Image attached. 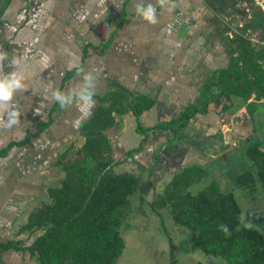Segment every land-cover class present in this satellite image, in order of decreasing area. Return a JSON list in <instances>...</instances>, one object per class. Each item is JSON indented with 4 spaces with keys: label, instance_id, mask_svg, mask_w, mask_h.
<instances>
[{
    "label": "crops",
    "instance_id": "0c3cea01",
    "mask_svg": "<svg viewBox=\"0 0 264 264\" xmlns=\"http://www.w3.org/2000/svg\"><path fill=\"white\" fill-rule=\"evenodd\" d=\"M224 1L167 0L161 6L158 0H0V52L6 55L0 62V78L12 71L25 77L24 90L16 93L12 107L0 109V153L7 149L0 157V247L24 237L18 234L21 235L20 227L27 222L28 215L48 201L49 187L59 185L63 174L56 161L61 149L66 143L79 146V126L92 115L97 104L91 98L89 103L94 104L90 111L82 112V92L103 95L122 87L153 96L156 107L139 119L143 128L176 117L196 101L199 74L223 63L225 49L220 35L233 34L223 32L211 16L212 9L223 11L227 7ZM149 4L157 12L155 24L143 19L136 10L138 5L146 8ZM123 11L127 17L113 34ZM109 38L112 44L106 53L89 49L90 56L82 57L81 50L87 44L99 46ZM204 56L213 61L209 65L201 63V68L191 62L192 57ZM13 60L19 63L12 64ZM74 69L78 72L64 80L66 73ZM57 91L65 97L64 106L54 97ZM66 96L79 97L68 102ZM250 102H254L253 98ZM242 106L235 115L238 122L225 129L229 131V140L233 134L237 138L250 134L242 130V122H248L252 131L255 127L245 105ZM256 106L260 111L255 112L264 111L261 105ZM220 108L212 105L208 114L197 115L176 136L157 129L139 134L135 117L118 116L117 127L106 132L112 156L119 164L117 172L134 169L123 166V162L141 165L140 172L146 170L141 174L142 189L154 185V194L162 192L174 173L193 163L205 167L208 179L212 180L213 170L223 162L220 157L228 150L221 133L224 114L218 116ZM13 110L19 112L18 123L7 127L8 112ZM41 123L48 126L28 144L12 146L29 133L37 132ZM255 133L256 129L253 138L259 139L260 135ZM235 168H229L230 172L237 171L241 177L240 170ZM244 176L238 177L242 189L248 185ZM53 179L57 183L51 184ZM205 183H201L202 188ZM172 248L174 251L173 245ZM192 255L193 251H187L184 257L193 261L197 256ZM32 263L34 259L29 260L28 255L0 253V264Z\"/></svg>",
    "mask_w": 264,
    "mask_h": 264
},
{
    "label": "trees",
    "instance_id": "16d2710c",
    "mask_svg": "<svg viewBox=\"0 0 264 264\" xmlns=\"http://www.w3.org/2000/svg\"><path fill=\"white\" fill-rule=\"evenodd\" d=\"M122 15L123 22L117 23L113 34L122 27L127 12L123 11ZM259 28L264 35V20L253 19L232 36L220 35L225 49L221 57L223 65L199 74L200 88L194 103L184 107L176 117L153 127L143 128L139 123L142 115L156 107L153 96L122 87L103 95L92 94L97 104L92 115L79 126L81 143L74 158L66 159L75 147L71 146L56 161L63 174L59 185L49 187L46 190L48 201L28 215L27 222L20 227L21 235L18 234L24 237L4 243L0 253L11 251L28 255L29 260L34 259L32 264H117L125 248L120 230L131 208L130 198L142 189L144 182L142 173L114 170L119 164L112 156L106 132L117 127L115 115L135 117L139 134L157 129L176 136L197 115L208 114L214 104L221 107L219 117L227 113L232 108V97H236L245 105L253 124L254 112L260 111L256 102L264 99V46H254L246 33ZM111 38L99 46L87 44L81 50L82 57L90 56L89 49L106 53L112 44ZM210 61L213 60L205 56L191 58L199 68L201 63L209 65ZM77 72L78 69L69 71L64 80ZM78 97L66 96V99L73 102ZM251 98L254 102L248 103ZM47 126L48 123L39 124L37 132L29 133L12 146L28 144ZM234 135L233 141L241 138ZM242 138L244 154L255 169L253 178L264 187V142L253 138L252 134ZM6 151L3 150L0 157H4ZM147 172L150 176V169ZM208 177V170L196 163L180 169L162 192L156 194L150 207L155 212L166 210L175 225L192 232L191 250L220 258L223 264H264L263 233L245 224V215L233 191H223L218 181H208ZM201 183H205L203 188L192 193L193 186ZM261 216L264 217V213ZM36 232L40 234L34 237ZM170 255L174 264L172 246Z\"/></svg>",
    "mask_w": 264,
    "mask_h": 264
},
{
    "label": "rangeland",
    "instance_id": "374dc122",
    "mask_svg": "<svg viewBox=\"0 0 264 264\" xmlns=\"http://www.w3.org/2000/svg\"><path fill=\"white\" fill-rule=\"evenodd\" d=\"M223 5L227 6L223 9V11H219V9H212L211 16L215 22H219V28H222V30H224L223 32L226 34L237 32L239 27H241L245 22H248L249 19L264 20V0H225ZM259 29L246 33V36L256 47H260V37H263V33H261ZM230 102L232 108L224 114V125L221 128L224 130L223 132L221 131V133L225 136L228 150L220 157V160L223 162L217 164L216 167L214 166L215 170H213L212 176L213 179L219 180L220 187L223 191L234 190L233 194L235 199L245 215V224L259 229L264 235V217L261 216V214L264 213V187L258 184L256 179L253 178V176H255V169L244 154L245 144L242 140L244 138L241 136V138L237 141H233L231 138L229 140V131H225V129L231 124H236V122H238L235 115L238 112V109L243 107V103L236 97H232ZM256 103L264 108V101L260 100ZM115 119L120 122L118 115H115ZM254 120V129H256L255 136L260 135L259 139L264 142V111L262 113L255 112ZM239 125H241L242 130H248L250 134L254 136V132L252 131V128L250 129V124L248 122H242ZM242 130L239 129L241 132ZM244 134L242 135L244 136ZM71 146L73 145L66 143L63 149H61V154L65 153L69 148H71ZM76 148L77 147H74L71 149L69 154H67V160L74 158ZM122 164H124L123 166H134V169L131 171H134L136 174L143 173L140 172L139 169L142 168L139 165L132 164L130 162H126V164L123 162ZM218 165L222 166V168ZM244 166H246L247 169L245 171ZM229 168L240 170L241 177L246 174L244 177H246L245 181L248 185L244 189L239 186L240 180L238 177L241 178L237 175L239 172H230ZM118 169H120L119 166L114 168L116 171ZM144 173H146V170ZM250 174L252 175L251 177H249ZM149 177L151 178V176ZM207 180L210 181V179ZM52 183L54 184L57 182L53 179L51 184ZM203 184H197L198 186L194 185L191 190L192 193L202 189ZM155 191L156 187L154 185H148L130 198L131 208L124 219L120 230V233L125 241V248L117 264H171L172 258L170 255V245H173L175 248L173 251L174 264H176V259L177 264H197V262L198 264L199 262L202 264H222L221 262L224 261L220 258L205 255L199 250H191L189 239L192 236V232L175 225L166 210L162 209L158 212L153 211L150 204L155 199ZM252 220L254 224L248 223L252 222ZM39 234L40 232H36L34 237ZM187 251H193V254L195 255L192 256H197V258H194L193 261H187L184 257Z\"/></svg>",
    "mask_w": 264,
    "mask_h": 264
},
{
    "label": "clouds",
    "instance_id": "9594fccd",
    "mask_svg": "<svg viewBox=\"0 0 264 264\" xmlns=\"http://www.w3.org/2000/svg\"><path fill=\"white\" fill-rule=\"evenodd\" d=\"M167 0H158V3L161 6H164L166 4ZM137 13L143 17V19L149 21L152 24H155L157 22L156 18V9L155 6L152 4H149L146 8L142 6H137ZM4 59H6V55L3 52H0V62H2ZM18 60H13L12 64H18ZM24 80L25 77L22 73L17 71H12L8 73L7 75L0 78V109L7 110L12 107V102L14 100V97L17 92L24 90ZM91 93H88L85 95L83 92L80 94V100L83 101V103L80 105V109L82 112H85L86 114L90 111L91 107L94 103H89L91 100ZM54 97L57 101L60 102L61 106L65 105V97L59 92L54 93ZM8 122L5 126L11 127L13 124L18 123L19 119V112L18 111H9L8 112Z\"/></svg>",
    "mask_w": 264,
    "mask_h": 264
},
{
    "label": "flooded vegetation",
    "instance_id": "af4514ba",
    "mask_svg": "<svg viewBox=\"0 0 264 264\" xmlns=\"http://www.w3.org/2000/svg\"><path fill=\"white\" fill-rule=\"evenodd\" d=\"M249 21H251V20L249 19ZM245 23H247V22H245ZM244 24L241 27H243ZM241 27H239V28H241ZM259 30H260L261 33H263V29L262 28H260ZM249 32H251V31H249ZM260 42H261V45L260 46H264V35H263V37L262 36L260 37Z\"/></svg>",
    "mask_w": 264,
    "mask_h": 264
}]
</instances>
